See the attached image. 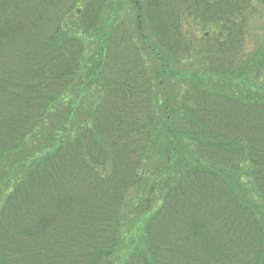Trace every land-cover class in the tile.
Returning <instances> with one entry per match:
<instances>
[{
    "label": "trees",
    "instance_id": "trees-1",
    "mask_svg": "<svg viewBox=\"0 0 264 264\" xmlns=\"http://www.w3.org/2000/svg\"><path fill=\"white\" fill-rule=\"evenodd\" d=\"M107 2L0 0V264H264V0H128L158 51L118 25L93 57Z\"/></svg>",
    "mask_w": 264,
    "mask_h": 264
},
{
    "label": "rangeland",
    "instance_id": "rangeland-1",
    "mask_svg": "<svg viewBox=\"0 0 264 264\" xmlns=\"http://www.w3.org/2000/svg\"><path fill=\"white\" fill-rule=\"evenodd\" d=\"M254 5L258 6V7H256L255 15L250 19V21L248 23V28H247V32H246V38H245L246 39V48H247L246 52L249 53L247 55V58L249 61L251 59H254V58H256L258 60V57L260 56L262 50L264 49V7L257 2H254ZM114 7H116L117 11L116 12L114 11V13L110 12V10H112V11L114 10ZM102 12H103V15H102V22L99 26L100 29L99 28L97 29V30H100V33L97 35L87 34V36L89 38V42L93 45L92 46L93 52H90L93 57L97 56V53H98L97 50L100 49V47L102 46V45L97 43V40H99V38H100L101 32L104 31V33H105L107 30L108 33H106L105 35H106V38H108V40H109L112 37L113 33L115 34L116 31H118L116 28L118 25H123V30L129 35V37L135 43H137L136 41L138 39V36H140L144 40L146 45L148 43L153 48L156 47V46H154V43H153L154 39H153V36L149 30L147 17H146V14L144 12L143 6H142V9H140V11H137L132 6V4L128 2V0H108L107 4L105 5V8L103 9ZM110 14L113 17L112 18V20H113L112 24L109 23L108 26L106 27V29H104V26L102 27V24L105 23V21L110 17ZM75 19H76V17L73 16V14H71L67 17V19H64V21H62L61 24H63V22H64V24H63V32L64 33L70 32L71 30L74 31L73 27H74ZM182 26H183V33L187 39L199 40L200 38L204 37L205 34L206 35L211 34L212 36L213 35L217 36V34H219L218 28L215 31H213V33H211V30L209 27H205L200 22L195 23V22H193L192 19H189V20L184 19ZM214 29H215V27H214ZM151 36H152V38H151ZM156 51H158V50L156 49ZM154 53H156V52H154ZM153 56H154V54H153ZM153 56H152V59H150L151 62L154 59ZM86 58H87V52L85 51V54L83 55V58H82L81 63H80V68H79V71L77 74V81L78 82H81L83 72H84L83 68L86 64ZM148 60H149V58L146 57V61H148ZM174 67L175 66L173 65L172 69H174ZM251 70L246 72V74L243 75V77L241 78L240 81L242 82L243 85L250 83V79L253 80ZM95 76L98 77L97 74ZM173 88H177V83H175V81H168L166 83V89L172 94V95H170L172 102H175L174 99L178 100V96H175L176 90L178 88L177 89H173ZM161 102L162 101L160 100V102L158 104H156V106H155L156 122H158L159 128H162V122H161V119L159 117V115L161 116V109H160ZM248 169L249 168H247V166L243 165L242 177H244V181L246 183H247V181H250L249 177L246 176V174L249 173ZM11 186L9 187V185H8L7 186L8 188L6 190H10ZM254 201L258 203L260 200L255 199ZM257 211H259L258 212L259 219H262L264 222V211H260L258 207H257ZM140 222H141V224L138 225L137 229H135V232L133 234L134 237L130 240H127L128 242L124 243L126 245V247L130 250L129 253L126 255V257H128V255L133 250H135V249L138 250V249L144 247V238H143V233H142V224H143L142 219L140 220ZM263 227H264V225H263ZM130 228H132V226ZM263 234H264V232H263ZM121 238L123 239L124 235H121ZM125 239H126V237H125Z\"/></svg>",
    "mask_w": 264,
    "mask_h": 264
}]
</instances>
